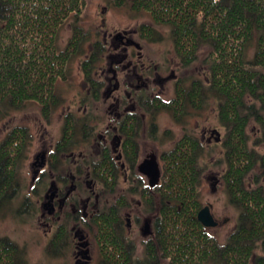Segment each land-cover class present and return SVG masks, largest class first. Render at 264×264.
Masks as SVG:
<instances>
[{
	"label": "trees",
	"instance_id": "16d2710c",
	"mask_svg": "<svg viewBox=\"0 0 264 264\" xmlns=\"http://www.w3.org/2000/svg\"><path fill=\"white\" fill-rule=\"evenodd\" d=\"M87 1L0 0V115L34 102L43 117L51 118L60 104L58 83L68 78L71 61L87 52L85 44L91 43L90 33L80 25H74L64 48L58 45V35L69 17L83 13ZM109 1L119 7L131 5L132 10L148 13L154 22L171 26L181 66L201 62L207 68V86L194 79L186 88L180 79L174 98L142 96L138 100L154 118L159 110H167L181 121L188 105L200 109L209 93L215 96L226 131L222 142L227 167L222 178L231 204L239 209L236 229L226 243H220L197 218L203 207L199 197L203 146L195 135L185 134L162 153V181L156 187L161 226L146 244L147 258L141 264H264V151L257 149L264 146V0ZM151 31L144 25L140 32L152 38ZM253 45L250 59L247 51ZM203 49L207 52L201 56ZM108 52L105 40H97L82 60L86 81L96 91L104 85L96 74L103 59L111 56ZM86 122L84 117L83 135L89 130ZM251 123L260 131L253 144L248 130ZM77 124V118L69 114L58 144L62 151L76 142ZM27 138L28 129L19 125L0 144V209L17 195ZM98 167L106 168L104 162ZM103 225V251H108L110 264H137L123 243H117L115 263L106 219ZM19 257L16 243L0 238V264H21Z\"/></svg>",
	"mask_w": 264,
	"mask_h": 264
},
{
	"label": "flooded vegetation",
	"instance_id": "af4514ba",
	"mask_svg": "<svg viewBox=\"0 0 264 264\" xmlns=\"http://www.w3.org/2000/svg\"><path fill=\"white\" fill-rule=\"evenodd\" d=\"M113 38L110 44L117 41L114 49L122 48L124 52L106 57L109 65L102 70L97 68L96 77L104 82L103 88L92 89L84 75L89 89L83 101V115L88 120L84 125L89 126V130L83 143L74 146L75 142L62 151L58 147L62 138L53 148L42 146L31 163L32 188L38 185V189H43L37 203L40 204L39 220L46 227V234L51 236L49 245L68 246L75 264H92L96 258L95 247L98 258L110 264L108 251H103L104 219L108 223L115 263L119 259L117 243L124 244L137 264H141L140 258L139 261L136 258L140 247L142 260H146V244L153 241L161 226V199L156 187L162 178L158 184L151 185L140 165L154 154L162 166V153L168 150L162 151L159 157L154 142L158 123L151 111L143 110L138 98L151 99L147 81L153 73L156 72L154 80L160 83L168 81L169 77L175 78L176 74L172 71L170 76L160 77L156 67L146 65L142 46L126 31L116 33ZM134 47L139 49V60L134 59L135 54L130 51ZM119 74L124 82L119 80ZM97 93H100L99 99ZM110 100L106 107L113 120L104 125L96 121L93 110H99L100 103L104 105ZM64 134L65 125L62 137ZM102 162L106 168L98 167ZM110 182H114L113 187ZM38 189L35 192L39 195ZM111 264L114 263L111 261Z\"/></svg>",
	"mask_w": 264,
	"mask_h": 264
},
{
	"label": "rangeland",
	"instance_id": "374dc122",
	"mask_svg": "<svg viewBox=\"0 0 264 264\" xmlns=\"http://www.w3.org/2000/svg\"><path fill=\"white\" fill-rule=\"evenodd\" d=\"M74 25H80L90 33L91 43L101 39L105 40L109 49L108 54L111 55L124 52L122 48L114 49L117 41L112 44L110 42L116 33L126 31L142 46L143 62L152 68L156 67L155 70L158 71L160 77H168L174 71L176 77H169L164 83L154 80L156 72L153 73L150 81L146 78L145 81L149 83L148 90L152 97L161 96L164 100L174 98L176 83L180 79L185 81L186 88L190 87L194 79L202 80L206 86L208 85L207 68L201 62H196L188 68L182 67L180 57L177 56L175 50L171 26L154 22L145 11L132 10L131 5L115 6L109 0H88L83 13L79 17H69L60 29L57 40L60 48H64L69 43V38L74 32ZM144 25L151 28L154 37L142 36L140 31ZM91 43L85 44L87 52L79 54L71 61L68 78L58 83L60 104L49 120L43 117L40 106L34 102H28L21 109L11 110L7 115H0V144L14 127L20 125L28 129V141L18 170L20 185L17 195L10 202L4 203L0 209V238L6 237L16 243L20 252L21 264H75L72 250L68 246L51 247L49 245L51 236L46 234V227L39 220L40 204L37 203V200L43 196V189H38V185L32 188L31 163L42 146L53 148V145L62 139L67 114L74 115L78 120V133L75 136L77 138L74 146L83 143L85 135V133L82 134L81 126L84 118L83 101L87 98L89 85L85 82L82 60L90 53ZM254 50L253 45L247 51L250 59L254 57ZM130 51L134 52V59L139 60V49L134 47ZM206 52L207 49H203L201 56ZM109 63V60L104 59L98 66V70L107 67ZM124 63L127 64V60ZM109 75L113 76V74ZM122 79V75L119 74V80L123 81ZM122 87L125 88L123 85ZM206 99L200 109L188 105L187 112L181 121H176L172 112L159 110L154 120L158 123L154 142L160 157L162 151L170 150L176 141L187 133L200 139L203 146L200 152V164L203 168L200 201L202 206L211 204L213 216L218 221L217 226L207 229L220 243H226L229 235L236 229L239 209L231 204L222 178L227 167L224 162L225 152L222 142L226 131L218 117V100L210 93ZM111 101L104 105L100 103V109L93 110L96 121L105 125L109 120H113L106 107ZM248 130L250 141L253 144L260 131L255 123H251ZM218 133L221 139L216 142L214 138L218 136ZM149 144L154 147L151 143ZM257 149L264 151V146H259ZM37 189L39 195L35 192ZM138 251L139 255H136V258L138 261L140 258L142 262L143 254L140 252V247ZM94 254L96 258L92 264H105L98 258L96 247Z\"/></svg>",
	"mask_w": 264,
	"mask_h": 264
},
{
	"label": "water",
	"instance_id": "95a60500",
	"mask_svg": "<svg viewBox=\"0 0 264 264\" xmlns=\"http://www.w3.org/2000/svg\"><path fill=\"white\" fill-rule=\"evenodd\" d=\"M217 140L221 139L220 134L216 137ZM141 171L150 179L151 185H156L161 181L162 166H160L157 155L152 154L150 159L145 160L140 165ZM197 218L204 227H215L218 222L213 216L211 204L203 206L199 210Z\"/></svg>",
	"mask_w": 264,
	"mask_h": 264
}]
</instances>
